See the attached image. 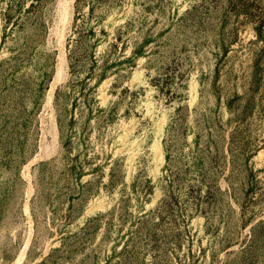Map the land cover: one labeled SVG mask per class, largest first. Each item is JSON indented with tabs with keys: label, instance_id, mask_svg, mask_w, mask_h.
Segmentation results:
<instances>
[{
	"label": "rangeland",
	"instance_id": "374dc122",
	"mask_svg": "<svg viewBox=\"0 0 264 264\" xmlns=\"http://www.w3.org/2000/svg\"><path fill=\"white\" fill-rule=\"evenodd\" d=\"M0 264H264V0H0Z\"/></svg>",
	"mask_w": 264,
	"mask_h": 264
}]
</instances>
